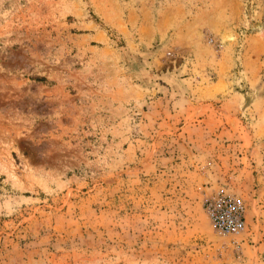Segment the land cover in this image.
I'll return each mask as SVG.
<instances>
[{
	"label": "rangeland",
	"instance_id": "374dc122",
	"mask_svg": "<svg viewBox=\"0 0 264 264\" xmlns=\"http://www.w3.org/2000/svg\"><path fill=\"white\" fill-rule=\"evenodd\" d=\"M0 264H264V0H0Z\"/></svg>",
	"mask_w": 264,
	"mask_h": 264
},
{
	"label": "built area",
	"instance_id": "2783aa9c",
	"mask_svg": "<svg viewBox=\"0 0 264 264\" xmlns=\"http://www.w3.org/2000/svg\"><path fill=\"white\" fill-rule=\"evenodd\" d=\"M208 213L214 225L222 231L240 233L244 226L243 209L233 199L223 197L209 202Z\"/></svg>",
	"mask_w": 264,
	"mask_h": 264
}]
</instances>
